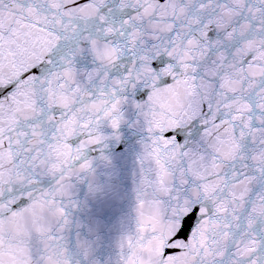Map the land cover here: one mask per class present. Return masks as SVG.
Listing matches in <instances>:
<instances>
[{
    "label": "snow or ice",
    "instance_id": "obj_1",
    "mask_svg": "<svg viewBox=\"0 0 264 264\" xmlns=\"http://www.w3.org/2000/svg\"><path fill=\"white\" fill-rule=\"evenodd\" d=\"M0 264H264V0H0Z\"/></svg>",
    "mask_w": 264,
    "mask_h": 264
},
{
    "label": "water",
    "instance_id": "obj_2",
    "mask_svg": "<svg viewBox=\"0 0 264 264\" xmlns=\"http://www.w3.org/2000/svg\"><path fill=\"white\" fill-rule=\"evenodd\" d=\"M122 132L124 133V145L127 150L125 151L120 149L119 146H115L112 148V155L115 158V163L121 169V175L123 176L131 169L135 137L127 129H122ZM123 183L127 186V181H123ZM108 222L111 223V220Z\"/></svg>",
    "mask_w": 264,
    "mask_h": 264
}]
</instances>
